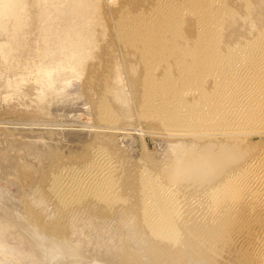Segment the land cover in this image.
<instances>
[{
    "label": "bare ground",
    "instance_id": "bare-ground-1",
    "mask_svg": "<svg viewBox=\"0 0 264 264\" xmlns=\"http://www.w3.org/2000/svg\"><path fill=\"white\" fill-rule=\"evenodd\" d=\"M32 4L39 11L30 15ZM53 5L0 0V36L8 46L33 39L45 55L92 44L84 87L93 127L136 122L179 142L160 166L138 162L125 193L123 166L100 135L78 156L51 160L39 189L58 200L45 220L47 243L55 236L68 250L66 213L90 201L95 217H117L129 231L115 250L119 264H264V0ZM82 19L94 39L77 27ZM118 68L129 93L109 80ZM30 204L26 213L41 217Z\"/></svg>",
    "mask_w": 264,
    "mask_h": 264
},
{
    "label": "rangeland",
    "instance_id": "rangeland-1",
    "mask_svg": "<svg viewBox=\"0 0 264 264\" xmlns=\"http://www.w3.org/2000/svg\"><path fill=\"white\" fill-rule=\"evenodd\" d=\"M70 2L54 0L53 7L63 8ZM38 11L36 6H30V15ZM77 21V27L94 39L87 20ZM97 35L103 42L104 35ZM44 38L46 41L50 36ZM32 40L8 46L7 37L0 36V206L26 213V204L32 203L30 206L46 220L57 215L58 200L51 194H40L39 189L43 174L55 158L78 156L94 138L101 137L116 151L123 166L119 189L125 193L142 160L150 157L155 165H162L169 157L170 146L179 141L175 136L144 129L136 122L98 132L93 127L94 97L84 87V64L95 54L93 45L85 44L81 52L45 55ZM109 80L123 85L129 93L125 74L119 68L109 73ZM126 172H133V177ZM88 203L78 210L69 208L66 213L69 251L60 247L62 243L55 236L50 238L49 243L55 246L48 244L50 264H119L115 250L122 237L129 234L127 227L118 224L117 217H95Z\"/></svg>",
    "mask_w": 264,
    "mask_h": 264
},
{
    "label": "water",
    "instance_id": "water-1",
    "mask_svg": "<svg viewBox=\"0 0 264 264\" xmlns=\"http://www.w3.org/2000/svg\"><path fill=\"white\" fill-rule=\"evenodd\" d=\"M0 264H50L44 218L0 206Z\"/></svg>",
    "mask_w": 264,
    "mask_h": 264
}]
</instances>
